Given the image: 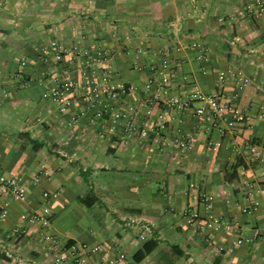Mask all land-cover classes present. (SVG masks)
Segmentation results:
<instances>
[{"label":"crops","instance_id":"crops-1","mask_svg":"<svg viewBox=\"0 0 264 264\" xmlns=\"http://www.w3.org/2000/svg\"><path fill=\"white\" fill-rule=\"evenodd\" d=\"M243 4L0 0L1 171L22 175L26 190L23 200L0 194V212L5 211L0 251L6 256L0 264H52L55 252L29 220L42 204L51 209L47 230L61 244L86 242L95 248L87 256L89 264H264V161L255 160L251 151L264 144V15L247 16ZM220 16L234 18L228 24ZM51 39L66 48L57 66L39 54ZM193 41L209 48L204 72ZM94 44L107 50L112 78L135 87L134 93L118 96L111 112L151 97L145 83L155 73L149 66L157 68L165 57L171 93L194 86L219 93L247 111L251 125L234 121L218 130L209 118L198 122L191 110L178 112L158 103L151 116L141 113L137 122L148 125L164 109V132L128 138L119 126L115 132L106 129L109 114L101 121L83 105L58 106L48 96L49 84L63 77L81 81V56L73 48L92 53ZM229 68L248 76L249 83L238 88L231 79L218 80ZM72 112L79 113L75 123L69 122ZM188 133L193 134L190 147H180L178 140ZM42 168L50 177L33 185L31 178ZM189 182L196 190L187 191ZM43 191L49 193L46 200ZM203 192L212 194L210 210L197 196ZM184 208L201 216L197 231L182 216ZM210 211L231 228L209 224L204 215ZM15 226L26 232L15 236ZM149 239L156 246L133 262L132 255Z\"/></svg>","mask_w":264,"mask_h":264},{"label":"built area","instance_id":"built-area-1","mask_svg":"<svg viewBox=\"0 0 264 264\" xmlns=\"http://www.w3.org/2000/svg\"><path fill=\"white\" fill-rule=\"evenodd\" d=\"M244 12L249 17H260L264 15V0H244ZM233 16H220L218 20L222 23H231ZM191 47L196 50V60L199 64V69L204 72L207 62L209 61V48L206 44L199 41L191 42ZM76 54L80 57L79 71L81 81L71 77L55 78L49 84L48 96L58 106L64 108H71L77 105H83L84 108L91 110L92 117L95 120L105 121V114L111 116V120L107 126L109 132H115L119 126L124 137H140L143 139L159 137L166 128V118L164 109L155 114L154 120L150 124L140 126L137 122L139 115L151 116L152 110L156 104L160 103L164 108L177 110L178 112H185L191 110L193 116L198 122L204 118H209L212 121V126L218 130L222 128L221 124L230 127L234 121L244 123L247 126L251 125V115L239 108L238 106L223 99V97L216 92L205 93L197 86H194L189 91L183 94H174L170 91V76L167 71L168 59L163 58L160 65L149 66V69L155 74H151L147 78L145 88L151 90V97L146 101H140L137 104H129L125 110L121 112L112 111V103L122 93H134L135 87L127 85L121 80L112 78L111 71L107 65V50L104 47L93 45L91 52L83 51L78 47L73 48ZM140 51V49H139ZM66 53V48L57 39H51L39 48V54L46 60H49L52 65L57 66L62 57ZM134 65H138V58L135 56ZM98 68H101L100 71ZM231 79L234 84L241 88L247 85L250 81L248 76L229 68L225 74H219L218 80ZM153 85V90H152ZM195 104V106H194ZM143 111H140L141 107ZM79 117L78 112H72L69 115V122L75 123ZM193 140V134L188 133L178 140L180 147H190ZM253 158L255 160L264 161V144L251 146ZM50 177V172L42 168L30 180L33 185L37 184L42 178ZM197 186L194 182L187 184L188 190H196ZM0 194L17 198L25 199L26 190L25 182L22 175L6 176L1 171L0 163ZM200 202L207 210L212 206V194L197 193ZM43 199H48L49 193L42 192ZM5 211L0 212L3 217ZM182 216L186 223L191 227L192 231H197L203 226L201 216L192 209L184 208ZM205 220L218 228L228 231L231 224L228 220L221 216L213 215L208 212ZM29 220L37 224L42 230V237L50 244L54 255L52 257V264H89L87 256L89 252L95 251V248L90 247L86 242H71L61 244L59 240L50 233L47 229L51 223V209L48 204H42L39 209L32 210L29 214ZM135 222L130 220L129 223ZM145 231L150 230V226L143 225ZM15 236H19L26 232L25 228L15 226L12 230ZM143 238V233L140 234ZM121 259L118 256L114 262Z\"/></svg>","mask_w":264,"mask_h":264},{"label":"trees","instance_id":"trees-1","mask_svg":"<svg viewBox=\"0 0 264 264\" xmlns=\"http://www.w3.org/2000/svg\"><path fill=\"white\" fill-rule=\"evenodd\" d=\"M236 86V85H235ZM239 164V162H235L232 166V172H230V174L228 175L230 178L234 176L235 174V169L237 167V165ZM85 203H89L86 200H84ZM156 246V241L149 239L147 241H145L141 247L139 249L136 250V252L132 255V261L135 263L140 262L147 253H149L154 247ZM6 256L4 253H2L0 251V262L1 260L5 259Z\"/></svg>","mask_w":264,"mask_h":264},{"label":"rangeland","instance_id":"rangeland-1","mask_svg":"<svg viewBox=\"0 0 264 264\" xmlns=\"http://www.w3.org/2000/svg\"><path fill=\"white\" fill-rule=\"evenodd\" d=\"M87 218H88V217H85V220H86V221L90 220V218H88V219H87ZM91 220L94 221L93 219H91ZM92 223H96V222H92Z\"/></svg>","mask_w":264,"mask_h":264}]
</instances>
